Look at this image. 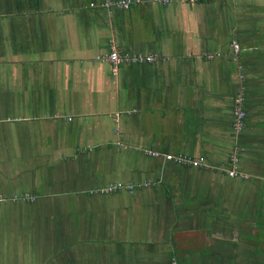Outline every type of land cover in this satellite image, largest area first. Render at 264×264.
<instances>
[{"label":"crops","instance_id":"0c3cea01","mask_svg":"<svg viewBox=\"0 0 264 264\" xmlns=\"http://www.w3.org/2000/svg\"><path fill=\"white\" fill-rule=\"evenodd\" d=\"M99 1L0 0V264H264V0Z\"/></svg>","mask_w":264,"mask_h":264},{"label":"built area","instance_id":"2783aa9c","mask_svg":"<svg viewBox=\"0 0 264 264\" xmlns=\"http://www.w3.org/2000/svg\"><path fill=\"white\" fill-rule=\"evenodd\" d=\"M203 1H213V0H150L151 3H156L158 5H170L174 3H185V4H197ZM145 2L144 0H100L98 3L92 2L89 4L90 8H101L106 10H128L132 6H136L140 3ZM234 52H238V45H233ZM208 58H213V54H208ZM98 61L108 63L117 69L120 66L125 65H139L144 63H154L159 59L155 54H129L122 52L115 43L109 45L108 51L103 55L96 58ZM245 97L243 90L234 99V111H233V132L235 136H238L245 127L246 112L244 108ZM241 149L237 147L233 153L230 155L229 164L230 167L226 170V174L229 178H241L245 179L247 176L239 170V153ZM147 154L155 159H164L167 162H171L177 166L190 167L195 169L207 167L205 158L193 157L185 154H162L157 151H148ZM148 183L132 184L115 182L111 183L105 187H102L93 193H98L101 195H110L120 191L133 192L136 188L145 187ZM31 197L25 196H14V200L29 201ZM0 202H4L3 198H0Z\"/></svg>","mask_w":264,"mask_h":264}]
</instances>
